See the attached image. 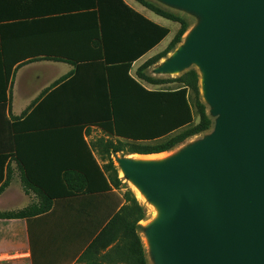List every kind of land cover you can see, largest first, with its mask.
<instances>
[{
  "label": "crops",
  "instance_id": "0c3cea01",
  "mask_svg": "<svg viewBox=\"0 0 264 264\" xmlns=\"http://www.w3.org/2000/svg\"><path fill=\"white\" fill-rule=\"evenodd\" d=\"M170 22L136 0H0V158L10 157L12 176L0 197L16 184L28 199L26 207L38 202L23 190L14 158L18 151L38 172H76L70 161L79 166L88 161L84 141L103 167V142L121 139L97 123L105 121L111 95L127 92L129 77L148 91L179 90L172 87L176 83L154 85L138 75L180 31L173 32ZM153 25L170 31L158 44L161 31ZM169 55L143 74L167 79L157 70L173 57ZM9 71V101L4 104ZM113 194L58 200L43 216L0 221V253L9 241L4 231L19 226L24 240L14 246L16 253L21 251L18 264H36L37 253L38 258L44 255L45 264H76L122 207L114 210Z\"/></svg>",
  "mask_w": 264,
  "mask_h": 264
},
{
  "label": "water",
  "instance_id": "95a60500",
  "mask_svg": "<svg viewBox=\"0 0 264 264\" xmlns=\"http://www.w3.org/2000/svg\"><path fill=\"white\" fill-rule=\"evenodd\" d=\"M204 21L158 73L197 64L213 133L163 164L120 161L162 209L159 264H264V0H160Z\"/></svg>",
  "mask_w": 264,
  "mask_h": 264
},
{
  "label": "trees",
  "instance_id": "16d2710c",
  "mask_svg": "<svg viewBox=\"0 0 264 264\" xmlns=\"http://www.w3.org/2000/svg\"><path fill=\"white\" fill-rule=\"evenodd\" d=\"M136 1L157 15L181 26L168 48L156 58L149 60L140 69L138 75L141 79L154 85L176 83L183 87L171 92H152L129 77L127 92L111 95V108L108 110V115L103 119L105 121L97 123L110 137L122 140L103 142V149L107 157L102 159L109 158V163L103 167L98 164L84 141L83 146L88 154V161L81 166L76 164V161H70V167L79 170L76 172H38L27 163L19 151L16 152L14 158L21 170L23 190L28 196L35 195L38 202L19 211L0 212V221H23L37 218L49 213L53 209L55 201L113 192L115 188H119V184H114L108 176L113 166L110 158L113 154L124 151L121 150V147L132 154L143 156L169 153L187 140L212 128L213 120L209 116L206 106L200 100L199 74L196 70H190L177 79L160 80L143 74V70L156 64L160 59L166 58L177 49L188 31L189 24L153 1ZM154 27L161 31V38L156 43L158 44L168 37L170 31ZM131 64L126 65L127 74ZM10 72L1 98V102L4 104L9 101L7 88L10 82ZM190 90L197 97L196 108L199 114V123L176 134L166 142L147 145L165 139L194 124L195 118L187 98ZM9 158V156L0 158V196L12 181L10 168L7 166ZM123 199V206L92 241L76 264H148L139 235L143 230L140 223L145 220L146 211L131 192L125 193Z\"/></svg>",
  "mask_w": 264,
  "mask_h": 264
},
{
  "label": "rangeland",
  "instance_id": "374dc122",
  "mask_svg": "<svg viewBox=\"0 0 264 264\" xmlns=\"http://www.w3.org/2000/svg\"><path fill=\"white\" fill-rule=\"evenodd\" d=\"M148 1H153L159 5H161L163 8L166 10L174 13L175 15L179 16L180 18L184 19L188 24L189 28L187 33L184 35L181 44L178 45L177 49L169 55L168 58L172 57L179 49L184 47L191 36L194 34V32L199 28V26L202 24L204 21V17L192 10L183 8V7H178V6H173L170 4H167L165 2H162L160 0H148ZM180 26V24L175 23V22H170V28L172 29L173 32H175ZM181 29V28H180ZM190 70H196L199 74V88H200V100L201 102L206 106L207 112L211 119L213 120V126L212 128L205 132L202 133L199 136L193 137L189 140H187L184 144L178 146L175 148L173 151L169 152L168 155L172 156V158H177L184 153L188 152L191 150L193 147H195L197 144L200 142L204 141L207 139L214 131L215 125H216V120L217 117L213 114V107L208 103L206 97H205V87H204V72L201 69V67L197 64H192L182 72L178 73H173L169 74L165 77L167 79H177L181 77L183 74L189 72ZM173 89H180L183 86L180 84H173L172 85ZM188 102L190 104L191 110L193 112L195 121L194 124L188 128H185L176 134H180L186 129H189L193 126H196L200 119H199V114L196 108V103H197V97L196 94L193 91H189L188 95ZM175 134V135H176ZM165 142L163 141H158V142H153L149 143L147 145H158L160 143ZM145 145V144H142ZM120 148V147H119ZM121 151L117 154H114L110 160H112V169L111 172L108 173V176L112 180V182L115 184H119V188L114 189V194H113V205H114V210L116 211L120 205L124 204V195L127 192H131L134 197L137 199L139 204L145 209L146 211V218L140 223V226L143 228V230L139 233L140 235V240L141 244L144 248L145 252V258L148 264H159L154 253V249L152 246V242L150 240V235H149V229L159 222L162 218V209L158 204L153 202L148 196L146 197V200H143L142 195L134 189V182L132 179L127 175L124 174L122 171V166L120 161L122 160H129L133 161V159L137 156H141L139 154H132L128 152V150L124 149L121 147ZM106 165V163H109V158H104L101 159ZM35 200V198H32ZM28 205V199L24 196L22 192L19 191L18 186L15 184L10 191H8L4 196L0 197V210L3 211H15V210H21L25 208ZM4 235L6 238H9V241L4 242L3 244V251L0 253V264H18V259L21 258V252L20 250L18 253H16L14 246L20 245V243L23 242V231L21 227L17 226H12L10 229H7L4 231ZM35 260L36 264H45V257L42 255L40 258H38V253L35 254Z\"/></svg>",
  "mask_w": 264,
  "mask_h": 264
},
{
  "label": "bare ground",
  "instance_id": "6f19581e",
  "mask_svg": "<svg viewBox=\"0 0 264 264\" xmlns=\"http://www.w3.org/2000/svg\"><path fill=\"white\" fill-rule=\"evenodd\" d=\"M171 159H172V156L168 155V153H162V154H155V155H148V156H143V155L137 156L133 159V162H135L136 164H142V165H152V164H163ZM122 171L124 174H126L125 169H122ZM133 186H134L135 191L136 192L138 191L142 195L143 200H146L147 195L143 187L140 184H137L136 182H134Z\"/></svg>",
  "mask_w": 264,
  "mask_h": 264
}]
</instances>
